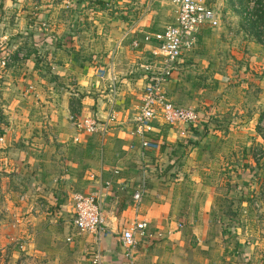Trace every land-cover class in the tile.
Wrapping results in <instances>:
<instances>
[{"label": "crops", "instance_id": "crops-1", "mask_svg": "<svg viewBox=\"0 0 264 264\" xmlns=\"http://www.w3.org/2000/svg\"><path fill=\"white\" fill-rule=\"evenodd\" d=\"M210 5L220 25L196 30L163 85L198 120L154 119L158 148L142 158L130 133L154 43L130 42L173 23L170 0H0V264H93L97 253L98 264H128L120 235L140 189L138 264H264V157L253 158L264 155V41L244 0ZM87 115L91 134L75 127ZM215 157L261 198L233 228L219 212ZM76 192L98 196L102 231L73 227Z\"/></svg>", "mask_w": 264, "mask_h": 264}, {"label": "built area", "instance_id": "built-area-1", "mask_svg": "<svg viewBox=\"0 0 264 264\" xmlns=\"http://www.w3.org/2000/svg\"><path fill=\"white\" fill-rule=\"evenodd\" d=\"M173 6L175 18L163 30L154 33H144L140 37H134L130 45L133 48L144 43H154L150 50V56L144 65H141L146 77L138 114L134 118L133 130L130 135L138 140L140 156L145 157V151L155 150L158 143L150 137L152 121L157 117L169 124L182 123L185 125L197 122V112L188 107H180L170 102L163 90V85L170 77L175 63L181 59L184 52L190 50L195 43V32L201 26L215 28L220 25V16L213 9L208 0H170ZM264 8V0H246V6L242 10V16L250 23L255 22ZM264 41V22L257 27ZM6 59L0 64L4 66ZM97 75L103 77L104 70H99ZM112 107V106H111ZM115 118L113 110L109 120ZM261 127L264 129V114ZM75 127L84 133L91 134L99 129L94 117L87 115L75 123ZM78 140V137L75 138ZM2 141V138H0ZM135 145L131 144L130 149ZM255 157L260 154L255 151ZM116 174L117 171H114ZM143 189L133 194V214L127 226L122 230L120 241L125 249L124 259L128 264H138L135 260L134 248L142 237L148 236V222L142 218L140 204ZM72 224L78 232L94 233L104 228V213L95 194L72 193ZM69 239V238H68ZM99 254H95L93 264H98Z\"/></svg>", "mask_w": 264, "mask_h": 264}, {"label": "rangeland", "instance_id": "rangeland-1", "mask_svg": "<svg viewBox=\"0 0 264 264\" xmlns=\"http://www.w3.org/2000/svg\"><path fill=\"white\" fill-rule=\"evenodd\" d=\"M210 1L211 0H208L209 3ZM245 6H246V0H244V7L240 9V12H242ZM262 17H264V15H262ZM132 67L135 70V75L137 78L140 75L139 73L141 72L142 68L140 69L139 66L136 65L135 61L132 64ZM255 153H253V158L256 159L257 161L262 160V157H264L263 153L261 151H257V153L260 154V157H255ZM217 158L220 159V157H215V159H213L215 161V164L213 165L212 168V175L214 178L216 177L219 179L221 178L220 186L217 185V187L219 186L218 194L221 195L219 196V198H221L219 205L220 206L219 212L224 213L227 225H229L228 228H233L237 224H240L246 219H249L250 213H251L250 215L251 218L254 212L259 211L261 198L260 195L255 194V190H254L255 188L254 186H252V183L249 184L245 182L246 184L243 185L238 184V181L235 180V178L238 177L236 168H234L233 166L229 167V165H225V169L222 170V167L218 166L219 163L217 162L218 160ZM229 158H231L230 153L224 156V159H228V161ZM253 175L254 174H249L248 177L247 174V177L249 179H252ZM256 176H258V174H255V177ZM260 188L262 187L259 186L258 190ZM241 213L244 216L243 218L241 216L240 217L238 216Z\"/></svg>", "mask_w": 264, "mask_h": 264}, {"label": "trees", "instance_id": "trees-1", "mask_svg": "<svg viewBox=\"0 0 264 264\" xmlns=\"http://www.w3.org/2000/svg\"><path fill=\"white\" fill-rule=\"evenodd\" d=\"M262 15H264V8L262 10V13L258 16V18L255 20V22L251 23L252 25H255L256 28L262 24L264 22V17H262Z\"/></svg>", "mask_w": 264, "mask_h": 264}]
</instances>
